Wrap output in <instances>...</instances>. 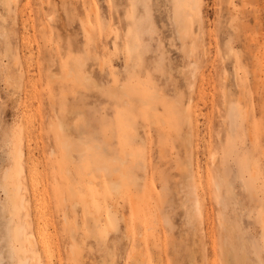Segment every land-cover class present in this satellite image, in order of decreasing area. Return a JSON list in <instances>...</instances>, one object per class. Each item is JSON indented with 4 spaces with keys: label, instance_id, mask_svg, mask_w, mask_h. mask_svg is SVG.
Listing matches in <instances>:
<instances>
[{
    "label": "rangeland",
    "instance_id": "rangeland-1",
    "mask_svg": "<svg viewBox=\"0 0 264 264\" xmlns=\"http://www.w3.org/2000/svg\"><path fill=\"white\" fill-rule=\"evenodd\" d=\"M262 61L264 0H0V264H219L220 177L264 264Z\"/></svg>",
    "mask_w": 264,
    "mask_h": 264
},
{
    "label": "bare ground",
    "instance_id": "bare-ground-1",
    "mask_svg": "<svg viewBox=\"0 0 264 264\" xmlns=\"http://www.w3.org/2000/svg\"><path fill=\"white\" fill-rule=\"evenodd\" d=\"M252 63H255V61ZM255 64L253 68L254 71L252 69L253 72L257 71L256 70L257 67L255 66ZM259 84L261 83L259 82ZM244 103H246V101ZM219 181L220 182L216 184V187L219 190L217 194L218 207L216 208V211L213 212L214 217H213V222H211L212 223V226H211L212 247L211 248H212L213 255L216 260H219V264H259V262L261 261V256L256 250L254 251V257L256 259V262H250L249 261L250 259L248 258V255L246 254L247 246H246V241L243 236V230L241 227V223L235 217L234 205H233L234 197L232 194V190L229 187L226 180L220 177ZM220 186H222V191L220 190ZM196 191L194 189L191 190L189 194L187 195V200L189 201V205L191 206V210L193 211V213L195 212V214L196 213L199 214L200 213V202L197 196L198 192ZM261 209L264 211V202L261 204ZM261 226H262L261 229L264 232V221L261 224ZM203 247L205 246L203 245ZM203 249L206 250V247ZM193 257L194 256H192V259ZM22 259L24 260V258ZM19 260L22 262V263L19 262L20 264H24L23 263L24 261H22L21 259ZM33 261L35 260L33 259ZM194 262L195 261H191L190 263L195 264ZM33 263L36 264L35 262ZM196 263L198 262L196 261ZM202 263L204 264V261Z\"/></svg>",
    "mask_w": 264,
    "mask_h": 264
}]
</instances>
